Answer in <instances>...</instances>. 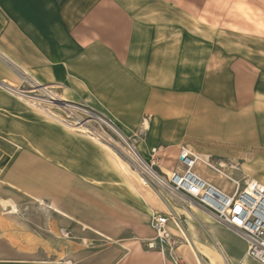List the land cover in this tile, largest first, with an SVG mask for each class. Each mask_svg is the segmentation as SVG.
Segmentation results:
<instances>
[{"label":"crops","instance_id":"1","mask_svg":"<svg viewBox=\"0 0 264 264\" xmlns=\"http://www.w3.org/2000/svg\"><path fill=\"white\" fill-rule=\"evenodd\" d=\"M136 12L132 0H0V264H176L169 255L191 257L186 242L148 246L156 236L152 217L166 208L106 146L24 99L17 88L23 74L109 115L145 160L155 148L159 172L177 166L182 146L210 158L193 144L203 137L211 139V160L233 178L264 184V87L257 84L255 98L224 92L218 104L208 91L202 113L190 76L206 65H185L183 46H161L162 36L145 34L148 24ZM166 152L176 155L170 170L162 164ZM222 177L208 178L230 190ZM173 206L176 213L192 209L228 264H256L246 241L210 212L195 203ZM222 230L244 241L241 255L228 253ZM88 239L96 246L88 248Z\"/></svg>","mask_w":264,"mask_h":264},{"label":"rangeland","instance_id":"2","mask_svg":"<svg viewBox=\"0 0 264 264\" xmlns=\"http://www.w3.org/2000/svg\"><path fill=\"white\" fill-rule=\"evenodd\" d=\"M132 1L137 8V18L148 24L143 27L145 34L162 36L163 40L160 45L167 47L171 52L175 51L176 46H183L185 65L187 61L206 65L205 68L194 67L196 74L190 76L195 81L194 92H197L201 100H204L200 106L202 113L208 111L209 106L205 95L208 91L211 92V96H214L215 104L221 101L220 96L224 92L232 94V97H240V95L244 98L250 95L254 98L258 97L255 91L257 84L264 87V0ZM17 88L22 97L35 109L69 128L84 134H88L85 133L86 128L102 132L104 137L95 138V140L114 154L128 176L139 181V175L135 172L136 168L122 151L123 141L111 127L121 129L109 115L96 110L85 101L66 99L55 86L36 83L24 74L20 77V86ZM209 115L211 117V111ZM84 119L88 121L84 122ZM121 132L125 134L122 130ZM192 141L198 152H204L211 159V139L194 137ZM175 156V153L166 152L162 164L167 169H172ZM196 169H199L200 174L205 177L211 178V175L218 174L201 163L196 166ZM222 178L227 183L228 189H232V182ZM151 187L152 189L143 186L159 202L153 191L162 194L161 190L153 185ZM173 205L177 204L173 202ZM28 209H31V206ZM187 209H184V212L177 210L179 220L185 225L187 213L192 212L191 208ZM202 226L207 236L220 247L215 234L211 231L212 225L202 222ZM150 231L153 235L151 227ZM175 234L174 248L186 242L179 231ZM223 236L230 247L229 251L227 250L228 253L241 255L245 247L244 241L229 231H223ZM86 244L88 248L96 246L93 239H88ZM200 246V255L208 259L201 258L203 264H211L212 257L216 258L220 264H228L226 260L220 259V250L215 246L211 244L208 246L200 244ZM168 258L176 264H200L192 252L188 261L179 258L176 254L169 255ZM235 264H253V262H246L242 258Z\"/></svg>","mask_w":264,"mask_h":264},{"label":"built area","instance_id":"3","mask_svg":"<svg viewBox=\"0 0 264 264\" xmlns=\"http://www.w3.org/2000/svg\"><path fill=\"white\" fill-rule=\"evenodd\" d=\"M111 128L124 143L123 153L131 159L136 170L148 184L161 190V196L168 204L173 206L174 202L184 206L195 203L207 210L217 222L227 226L246 241L247 258L256 264H264V184L257 180L242 183L224 170L225 164L213 162L187 146L180 148L177 166L174 169L169 172H159L156 168L158 161L155 148L152 149L151 160H145L138 151L134 138L126 136L114 126ZM85 133L93 138L104 137V134L97 129L86 128ZM199 163L231 181L233 188L224 190L213 184L208 177L203 176L196 169ZM179 165L181 166L178 169ZM230 167L234 165L231 164ZM170 215L169 213L153 215L151 226L156 236L155 240L148 242L150 248H157L158 245L162 248L164 244L174 243V234L169 227Z\"/></svg>","mask_w":264,"mask_h":264},{"label":"bare ground","instance_id":"4","mask_svg":"<svg viewBox=\"0 0 264 264\" xmlns=\"http://www.w3.org/2000/svg\"><path fill=\"white\" fill-rule=\"evenodd\" d=\"M128 160L131 163H133L131 161V159H129V157H128ZM135 172L139 175V181L142 182L143 186H146V187H149V188L152 189L151 185L146 182V180L143 178V176L136 169H135ZM153 192L157 195L159 202L164 206V208H166V211L165 212H167V213H169V214L172 215L171 220H170L169 223H173L174 226L179 231V233H181L184 236L185 241L187 243V246H188V249L190 250V252H192L194 254V256L196 257L197 261L200 264H203V262L201 260V257H200V253H201V246H200V244L205 245V246H208V244L209 245L211 244L212 246H215V245L213 243H211L207 239V237L202 233V231L199 229L198 225L196 224L195 218L191 214L188 213V218L185 221L186 222V225H187V228H185L183 222H181L178 219L179 217H178V214L176 213V207L171 206L170 204H168L165 201V199L161 196V194L157 193L156 191H153ZM220 256H221L220 257L221 260H225L224 259V256L221 253V251H220ZM211 264H220V262L216 258L212 257L211 258Z\"/></svg>","mask_w":264,"mask_h":264}]
</instances>
